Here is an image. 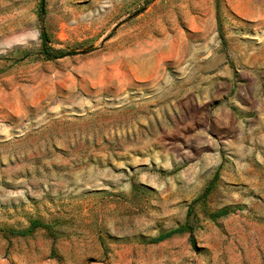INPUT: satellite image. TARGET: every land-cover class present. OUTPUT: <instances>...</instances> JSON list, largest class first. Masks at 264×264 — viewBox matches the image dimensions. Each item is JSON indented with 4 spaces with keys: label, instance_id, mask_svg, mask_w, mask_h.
<instances>
[{
    "label": "rangeland",
    "instance_id": "1",
    "mask_svg": "<svg viewBox=\"0 0 264 264\" xmlns=\"http://www.w3.org/2000/svg\"><path fill=\"white\" fill-rule=\"evenodd\" d=\"M0 264H264V0H0Z\"/></svg>",
    "mask_w": 264,
    "mask_h": 264
},
{
    "label": "trees",
    "instance_id": "2",
    "mask_svg": "<svg viewBox=\"0 0 264 264\" xmlns=\"http://www.w3.org/2000/svg\"><path fill=\"white\" fill-rule=\"evenodd\" d=\"M218 20H219V17H218ZM220 32H221V36H223L221 28H220ZM41 38H42L43 53L48 58H51V59L62 58L64 56L74 52V51H67L65 49H57V48L53 47L51 45L50 36H49V34L47 33V31L45 29H42ZM217 178H218V175L216 173L215 176L213 177V179L211 180V182L209 183V185L207 186L205 192L203 193L204 196L211 192V190L213 189L214 183L217 180ZM192 209H193V207H192V204H191L190 207H189V210H188V218H187L186 222L183 225L159 235L156 239H154L153 242H160V241H163V240L173 236L174 234H180V233L188 232L189 233V240H190L191 245L195 249H198L197 244H196V238H195V235H194L195 227H194L193 223L189 219V216L192 213ZM230 212H231L230 209L223 208V209H220L218 211H215V212L211 213L210 216H211V218L213 220H216L219 217H223V216L228 215ZM38 227H46L47 228V225H45L43 223H39V222H33L28 229L19 231V234L26 235V234L32 232L33 230H35Z\"/></svg>",
    "mask_w": 264,
    "mask_h": 264
}]
</instances>
